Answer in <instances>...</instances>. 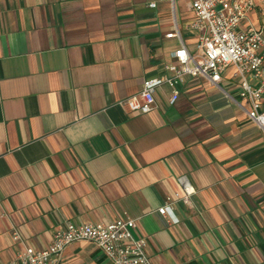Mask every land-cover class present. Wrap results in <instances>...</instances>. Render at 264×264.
<instances>
[{"label": "crops", "instance_id": "obj_1", "mask_svg": "<svg viewBox=\"0 0 264 264\" xmlns=\"http://www.w3.org/2000/svg\"><path fill=\"white\" fill-rule=\"evenodd\" d=\"M194 19L187 0H0V264L127 218L152 264H264V136L230 69L125 103L197 51ZM58 264L113 262L82 240Z\"/></svg>", "mask_w": 264, "mask_h": 264}, {"label": "built area", "instance_id": "obj_2", "mask_svg": "<svg viewBox=\"0 0 264 264\" xmlns=\"http://www.w3.org/2000/svg\"><path fill=\"white\" fill-rule=\"evenodd\" d=\"M195 19L192 26L202 32L197 37V51L184 46L173 53L176 64L166 65L171 76L149 77L141 89L129 96L125 103L130 110L147 113L155 102V90L162 83L171 88L170 103L178 97V83L184 74L202 75L217 84L226 69L238 77L239 97L248 104L246 113L264 136V0H187ZM155 6L154 2L149 3ZM255 12V23L247 14ZM246 24L242 25V20ZM175 33H168L171 37ZM158 212L176 222L172 208L164 204ZM172 217V218H171ZM133 219L108 222L73 223L54 233L45 248L28 246L16 254L8 264H58L64 247L73 241H93L113 264H152L144 251L146 240L133 235Z\"/></svg>", "mask_w": 264, "mask_h": 264}, {"label": "rangeland", "instance_id": "obj_3", "mask_svg": "<svg viewBox=\"0 0 264 264\" xmlns=\"http://www.w3.org/2000/svg\"><path fill=\"white\" fill-rule=\"evenodd\" d=\"M255 14V12H250L247 15L248 16H253ZM246 24V19L242 20V25L244 26ZM235 80H238V77H235Z\"/></svg>", "mask_w": 264, "mask_h": 264}]
</instances>
